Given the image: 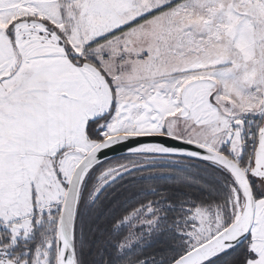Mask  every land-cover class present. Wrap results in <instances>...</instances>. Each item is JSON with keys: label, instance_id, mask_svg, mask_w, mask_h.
Returning <instances> with one entry per match:
<instances>
[{"label": "snow or ice", "instance_id": "snow-or-ice-1", "mask_svg": "<svg viewBox=\"0 0 264 264\" xmlns=\"http://www.w3.org/2000/svg\"><path fill=\"white\" fill-rule=\"evenodd\" d=\"M0 264H264V0H0Z\"/></svg>", "mask_w": 264, "mask_h": 264}]
</instances>
